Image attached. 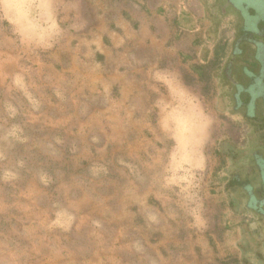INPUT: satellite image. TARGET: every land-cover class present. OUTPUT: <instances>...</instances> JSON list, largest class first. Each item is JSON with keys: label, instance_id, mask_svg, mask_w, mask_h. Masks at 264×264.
Listing matches in <instances>:
<instances>
[{"label": "rangeland", "instance_id": "374dc122", "mask_svg": "<svg viewBox=\"0 0 264 264\" xmlns=\"http://www.w3.org/2000/svg\"><path fill=\"white\" fill-rule=\"evenodd\" d=\"M164 5V24L138 16L110 42L123 1L0 0V264H241L226 149L249 131L218 47L233 27L212 39L215 0Z\"/></svg>", "mask_w": 264, "mask_h": 264}, {"label": "flooded vegetation", "instance_id": "af4514ba", "mask_svg": "<svg viewBox=\"0 0 264 264\" xmlns=\"http://www.w3.org/2000/svg\"><path fill=\"white\" fill-rule=\"evenodd\" d=\"M215 5L219 14L213 17L212 39L221 20L234 31L232 41L218 46H230L220 77L229 88L230 110L242 115L249 131L243 145L226 149L235 164L226 193L245 222L240 263L264 264V0H215Z\"/></svg>", "mask_w": 264, "mask_h": 264}, {"label": "crops", "instance_id": "0c3cea01", "mask_svg": "<svg viewBox=\"0 0 264 264\" xmlns=\"http://www.w3.org/2000/svg\"><path fill=\"white\" fill-rule=\"evenodd\" d=\"M128 5L129 9L124 10L120 8L117 13V22L115 28L112 30H108V34L105 37L108 41H116L121 40L125 41L130 38L128 35L131 32V25L139 22L138 16L141 17L143 24L148 25L149 30H151L152 26H159L164 24L167 15V6L164 7H151V0H120ZM169 9V8H168ZM140 10V11H139ZM173 23H175L179 30L185 32L187 34H192L193 36V44L196 45V41H198L200 46H203L201 33V25H202V15H197L196 12H192L189 9L187 10L184 6L180 5L178 11L174 14ZM184 33V34H185ZM103 37L101 39L102 45L104 44ZM202 43V44H201ZM99 54H105L102 50L97 51ZM184 59H189L192 55L188 52H180ZM229 259V258H228ZM226 258H224L223 262H227ZM144 264H162V260L164 258L157 256V258L152 259L149 257H145ZM225 264V263H222ZM228 264V263H227ZM230 264V263H229Z\"/></svg>", "mask_w": 264, "mask_h": 264}, {"label": "trees", "instance_id": "16d2710c", "mask_svg": "<svg viewBox=\"0 0 264 264\" xmlns=\"http://www.w3.org/2000/svg\"><path fill=\"white\" fill-rule=\"evenodd\" d=\"M222 48V47H221ZM217 54H219L218 52H217Z\"/></svg>", "mask_w": 264, "mask_h": 264}]
</instances>
